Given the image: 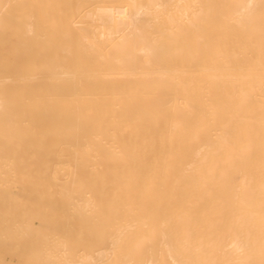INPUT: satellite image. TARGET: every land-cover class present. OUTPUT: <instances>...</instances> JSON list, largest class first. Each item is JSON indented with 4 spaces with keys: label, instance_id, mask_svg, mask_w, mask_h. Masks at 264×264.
Masks as SVG:
<instances>
[{
    "label": "bare ground",
    "instance_id": "obj_1",
    "mask_svg": "<svg viewBox=\"0 0 264 264\" xmlns=\"http://www.w3.org/2000/svg\"><path fill=\"white\" fill-rule=\"evenodd\" d=\"M0 264H264V0H0Z\"/></svg>",
    "mask_w": 264,
    "mask_h": 264
}]
</instances>
